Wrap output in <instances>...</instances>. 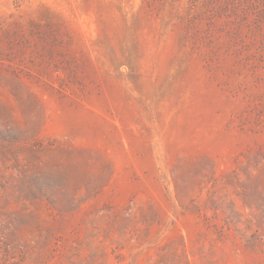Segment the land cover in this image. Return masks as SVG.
Segmentation results:
<instances>
[{"label": "rangeland", "instance_id": "374dc122", "mask_svg": "<svg viewBox=\"0 0 264 264\" xmlns=\"http://www.w3.org/2000/svg\"><path fill=\"white\" fill-rule=\"evenodd\" d=\"M0 264H264V0H0Z\"/></svg>", "mask_w": 264, "mask_h": 264}]
</instances>
